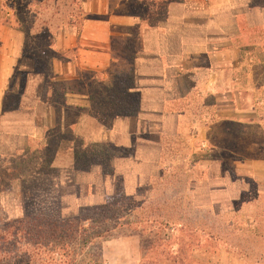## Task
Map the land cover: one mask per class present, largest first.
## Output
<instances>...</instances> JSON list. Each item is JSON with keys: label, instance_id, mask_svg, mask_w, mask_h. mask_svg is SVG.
Instances as JSON below:
<instances>
[{"label": "crops", "instance_id": "crops-1", "mask_svg": "<svg viewBox=\"0 0 264 264\" xmlns=\"http://www.w3.org/2000/svg\"><path fill=\"white\" fill-rule=\"evenodd\" d=\"M76 1L78 22H71L54 41L62 55L76 53L61 69L60 62L54 61L52 81L80 79L86 73H100L108 81L110 73L123 70L129 78L124 102L133 107V115L100 122L86 112L90 108L86 93H69L52 125L44 124L38 108L53 112L46 101L40 103L42 92L37 89L30 103H19L16 110L34 115L24 121L28 130L20 132L24 147L1 148L0 155L43 148L47 131L58 129L61 136L69 130L72 145L62 152L61 146L56 148L49 168L81 173L79 181L85 180V184H74L78 192L65 199L71 210L103 204L116 189L125 197L139 199L137 193L144 187L151 197L160 189L162 178L172 179L174 164L169 159L190 160L185 170L193 173L202 162L196 160L201 155L211 162L226 158L231 168L245 173V181L259 188V201L244 206L251 207L248 212L233 208L237 222L256 224L254 212L264 206V0H164L163 18L153 22L151 17L123 12L119 4L112 8V0ZM7 4L8 0H0L1 118L8 115L5 90L22 46ZM64 112L76 116L65 119ZM2 125L0 120V138L8 135ZM88 125L95 132L77 138L87 132ZM78 139L84 144L76 148ZM94 146L112 153L108 174L96 166L86 171L74 168L76 151ZM62 157L67 166L61 168ZM145 165L151 167L146 174L141 169ZM129 180L134 182L128 186ZM165 185L167 189V181ZM167 232L173 231H165L166 236ZM154 234L117 226L99 241L100 260L92 264H151L142 248Z\"/></svg>", "mask_w": 264, "mask_h": 264}, {"label": "trees", "instance_id": "trees-1", "mask_svg": "<svg viewBox=\"0 0 264 264\" xmlns=\"http://www.w3.org/2000/svg\"><path fill=\"white\" fill-rule=\"evenodd\" d=\"M71 4L77 5V1L72 0ZM38 15L39 13L35 12L34 15L23 16L13 11L15 22L23 33L24 49L26 47L27 51L35 53L33 59H27L24 50L22 63L25 69L23 72L28 77L41 79L37 90L42 92L40 103L46 101L45 105L50 106L53 115L56 116L63 108L67 94L86 93L90 103V108L86 112L91 118L100 122H110L115 116H132L133 107L125 106L127 102H124L125 92L129 88V78H126L123 70L118 72L116 69L110 73L108 81L100 79L97 83L90 81V77L86 76L61 82L52 81L54 78L52 77L48 84L43 83L50 75L55 61L54 58L46 56V53H53L51 41H55L58 32L69 27L71 23L65 17L64 27L55 26L58 11L52 15L54 21L51 24L39 23ZM70 15L71 13H68L69 17ZM17 74L20 72H14V77ZM14 99L15 97L11 100L8 98L10 102L8 104L6 102V111L18 109ZM54 99L57 101L54 102ZM50 132H46V145L43 148L37 146L33 151L15 156L0 155V202L12 192L18 197L15 204L18 215L6 220L0 219V264H75L74 258L78 255L86 256L94 247L100 253L99 241L106 238V235L117 226H126L134 232L155 233L154 239H146L142 248L148 259L151 255L157 256V259L154 257L150 259L151 264L161 261L159 258H163L169 264H179V261L184 259V248L178 247L179 251L174 252L173 247H169L167 237L163 235L161 237V231H175L178 235H183L187 231L184 227L186 219L183 201L186 199L188 189L181 188L174 197L169 196L165 185L167 178H162L160 189L155 192L158 193L157 196L150 197L149 189L144 187L137 193L139 199L125 197L116 189L110 198L97 206L79 207L74 210L65 207L50 213L45 212L41 207V201H38L40 197L37 192L44 174H47L42 168H46L47 170H44L47 172L53 170L49 167L53 152L59 143L57 141L54 143L49 137ZM53 137L63 140L64 135L59 137L54 133ZM93 153V149L76 151L72 159L74 168L83 171L84 168L80 167L83 161L89 163L87 169L95 166L104 168L99 163L91 165L92 159H95ZM107 160L109 165L111 157L108 156ZM190 181L189 179V183ZM63 210L70 211L68 217L63 216ZM170 211H174L175 214L170 216ZM110 223L112 227L107 225ZM88 231L95 232L90 235ZM161 244L167 250L164 253L159 250Z\"/></svg>", "mask_w": 264, "mask_h": 264}, {"label": "rangeland", "instance_id": "rangeland-1", "mask_svg": "<svg viewBox=\"0 0 264 264\" xmlns=\"http://www.w3.org/2000/svg\"><path fill=\"white\" fill-rule=\"evenodd\" d=\"M71 2L72 0H12L7 4V9L16 11L23 16L34 15L35 12H38L39 15L37 18L39 19V23L42 22L43 24L46 22L51 24L54 21V19L51 18L52 15L58 11L55 26L61 28L66 24L65 17L70 23L75 21L78 22L80 16V14H78L79 5H73ZM118 4L120 6L118 9H122L123 12L128 11L135 17H140L141 19L147 16L151 17L150 22H153V20L160 21L163 18L165 7L164 0H112V8H115ZM68 13H71V18L68 16ZM152 17H154V19H152ZM13 20L15 21L16 18L13 17ZM18 32L21 36L22 46L20 50V61L16 63L14 72L17 71L20 72V74L10 79V83L7 84L5 90V101L7 104L10 102L8 98L11 100L15 97L13 101L16 103L17 107L20 106L19 103L29 104L31 100L30 96H34L35 91L41 84L40 77H28L23 72L25 69L22 59L24 58L23 52L26 50V47L24 49L23 33L19 29ZM62 33H64L62 30L58 32L59 35ZM43 41H45V39H43ZM51 44L53 53H46V56L54 58L56 63L60 62L57 63L60 69L61 66L65 67V63L72 62L70 58L73 59V55H75L76 52H64L62 55L59 52L61 51L59 45H56L54 41H51ZM27 50L25 51V57L27 59H33L35 53ZM75 69L80 68L78 66ZM53 75L52 68L50 75L45 78L43 83L47 82L48 84ZM86 77L94 78L93 82L97 83L102 75L100 73H86ZM53 101L56 102L57 99ZM39 109L40 108H38L37 111L40 113L39 118L42 123L44 122V124L52 125L54 115L52 113H46L43 109L42 111ZM5 112H7L8 115L3 118L0 117V120L3 123V131L7 132L8 135L1 136L0 149L13 150L14 147L15 149L24 147V145H22L24 144V139L22 136L20 137V132H26V130H28V125L24 123V121L28 122L31 118H34V115L26 110ZM64 114L65 119H71L74 115L76 116L74 112H64ZM14 121H18L19 123L12 124ZM40 124L41 123H39V125ZM86 129L87 132L82 131V134L77 136V138H80L82 135L92 134L96 130L93 126L89 125ZM57 132L58 129H55L49 134L50 136H54V133ZM63 133H61L64 135L63 140L54 137L51 138L54 143H56V141L59 142L58 147L61 146L60 152L68 149L70 145H72V141H70L72 135L69 130ZM81 144H84V142L79 139L74 143L76 148ZM215 146L216 143L214 147ZM90 148L93 149V155L95 156V159L91 161V165L99 163L103 165L104 171L108 173L109 167H107V159L108 156L111 157L112 153L106 151L104 147L99 148L98 146H94ZM90 148H88V150H90ZM145 159L148 160V162L154 161L153 158L145 157ZM196 160L202 162L198 163L197 171L191 172L192 174L190 172L186 173L185 170L186 163L190 164V160L184 158L168 160L173 161L174 164L172 179L167 178L168 188L166 192L168 195L174 197L181 188L188 189L186 191V199L183 201L186 219L184 227L187 228V231L183 235H178L175 231L167 232V236H165V232L161 231V237L162 235L167 237L169 247L172 246L174 252L176 250L179 251L178 247L184 248L185 257L183 260L181 259V261H179V264H264V206L260 205L256 208L254 212V218L256 219L254 221L256 224L252 225H250L252 220H241L237 222L234 217L235 211L233 210V208L237 211L245 209L244 212H248L251 207L246 208L244 206L246 204L253 206L255 202L259 201V188L257 184L251 183L250 180L245 181L248 180L245 173L241 172L239 168H237L238 170L235 167L231 168L232 163H229V159H221V162H216L215 159V162H211L206 155H201ZM58 164L61 168L66 167L67 162L65 157L59 159ZM80 167L84 168L82 170L86 171L88 170L87 167H89V163L83 161ZM44 169L42 168L43 172L47 174H44L40 183V188L37 192L40 198L39 200L37 198V200L41 201V207L47 213L58 209H64L67 207L65 199L69 197V194L77 191L74 189V184H85V180L79 181V177H82V175H80L81 173L76 174L73 171L61 172L63 169H53L47 172ZM141 169L142 172L146 174L150 172L151 167L150 165H145L142 166ZM92 179L94 183L98 182L95 177H92ZM189 179L191 180L190 183ZM132 182L134 181L129 180L127 182L128 186L131 185ZM200 182H202V184ZM98 191L100 192V190ZM240 193L247 194L240 196ZM157 194L154 193L153 196H157ZM17 199L16 193L12 192L1 200L0 219L6 220L18 215V210L15 208ZM37 200L35 201L36 203L38 202ZM63 213L64 217H68L70 211L63 210ZM173 214H175L174 211L169 212L170 216H173ZM107 225L109 227L113 226L111 223ZM88 232H90V235H93L95 231ZM160 246L159 250L161 252L164 253L167 251L162 244ZM153 257L157 259V256L153 255L150 256V259H153ZM244 258H247V260ZM159 259L161 261H157L156 264H169V262H165L163 258ZM99 260L100 253L95 247L89 254H86V256L78 255L74 258L75 264H88L99 262Z\"/></svg>", "mask_w": 264, "mask_h": 264}]
</instances>
